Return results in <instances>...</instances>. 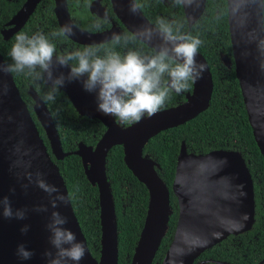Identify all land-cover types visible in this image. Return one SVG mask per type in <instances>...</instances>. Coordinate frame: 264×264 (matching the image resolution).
<instances>
[{
	"label": "water",
	"instance_id": "obj_1",
	"mask_svg": "<svg viewBox=\"0 0 264 264\" xmlns=\"http://www.w3.org/2000/svg\"><path fill=\"white\" fill-rule=\"evenodd\" d=\"M39 1L25 0L8 22L12 27L4 33L5 38L24 25ZM53 1L59 27L73 25L74 34L68 36L72 40L83 44L99 43L109 40L114 33V28L99 33L79 28L70 18L66 0ZM110 2L118 19L139 41L152 49L162 43L154 24L141 9L136 13L130 11L133 0ZM205 2L189 0L187 5L181 4L189 27L204 10ZM226 4L231 56L220 53V60L227 67L234 66L247 119L264 158V0H226ZM149 27L153 28L150 40L142 31ZM196 59L205 69L199 79L191 81V91L186 93L183 101L126 126L98 111L95 93L85 91L79 80H66L60 90L72 106L79 113L98 118L106 128L94 145L80 141L73 151L63 150L49 109L34 89L28 90L33 99V112L44 130L51 154L56 159L78 155L87 180L98 189V258L89 251L70 198L68 203L57 202L58 207L53 208L49 194L38 186L42 180L69 196L60 170L50 156L12 73L0 71V264H47L45 251L55 253L47 228L54 211L67 218L63 227L71 229L85 246L79 264H118L115 203L106 175V157L115 145L122 146L125 165L145 185L148 195L144 221L129 264H152L168 231L172 206L170 189L158 173L159 164L148 154H143V147L160 131L181 125L208 108L213 90L212 75L200 52ZM0 65H7L1 53ZM69 70L54 69V74L63 72L67 75ZM171 191L176 198L178 216L172 239L159 264H193L204 250L230 234L251 229L253 225V179L238 150L220 148L206 153H189L182 141ZM4 198L10 202L11 218L2 214ZM18 210L23 211V219L16 218ZM25 226L28 230L22 232ZM21 244L33 253L30 259L24 260L18 255L17 248Z\"/></svg>",
	"mask_w": 264,
	"mask_h": 264
},
{
	"label": "trees",
	"instance_id": "obj_2",
	"mask_svg": "<svg viewBox=\"0 0 264 264\" xmlns=\"http://www.w3.org/2000/svg\"><path fill=\"white\" fill-rule=\"evenodd\" d=\"M40 4L43 5L41 9L43 17L55 23L53 0H43ZM178 20L182 25L180 32L186 30L184 17L179 15ZM2 22L3 18L0 15V24ZM186 33H191L202 41L198 52L205 57L208 63L213 80V90L206 110L181 125L160 131L143 147V154H148L159 163L158 173L170 189L169 200L173 208L169 216L168 231L161 240L152 264L161 262L172 239L177 221L178 209L176 198L171 191V184L174 177L176 154L182 141L188 151L194 153H206L220 148L241 152L254 185L255 216L252 228L247 232L252 234L257 230L264 235V158L257 147L247 119L234 66L232 64L227 67L220 60V53L231 56L226 0H206L205 14ZM126 35L131 38L129 45L133 49L153 51L129 31ZM13 42L14 38L6 41L0 34V53L7 65L12 62L9 51ZM12 75L21 97L28 106L32 102L27 94L29 85L41 99L48 91V87L33 82L31 77L14 73ZM191 88L192 82H189L188 92ZM184 99L185 97L182 96L177 100L169 99L165 107L176 105ZM45 104L52 115L64 151L75 150L80 141L87 145H94L102 135L103 124L99 121L93 123L80 121L63 91H59L55 102ZM30 112L51 158L57 164L65 181L74 213L86 238L89 251L98 258L100 249L98 189L87 180L78 155L69 154L63 159H56L51 154L44 130L34 112L32 110ZM106 175L111 183L115 203L118 264H129L146 213L147 189L125 165L121 145H115L109 150L106 157ZM126 188L131 189L127 199H125L124 192ZM207 252L208 249L199 257L205 256Z\"/></svg>",
	"mask_w": 264,
	"mask_h": 264
},
{
	"label": "clouds",
	"instance_id": "obj_3",
	"mask_svg": "<svg viewBox=\"0 0 264 264\" xmlns=\"http://www.w3.org/2000/svg\"><path fill=\"white\" fill-rule=\"evenodd\" d=\"M176 5L189 3V0H173ZM130 11H140V5L133 3ZM108 17L105 14L104 20ZM175 22L158 17L154 30L162 43L154 47L151 53L142 54L139 50L128 47L131 38L127 35L113 33L108 41L92 44L82 49L65 50L58 53L53 39L64 38L74 34L73 25L65 24L51 32L50 35L37 31L31 35L18 32L14 36L9 56L11 63L0 65V71L24 74L33 82L48 87L43 101L55 102L61 87L67 81L79 80L85 91L95 93L97 109L104 115L112 116L121 125L139 122L161 111L169 100L171 93L180 94L189 88V82L202 76L205 69L197 63V53L202 41L191 33H182ZM101 23L96 24L99 29ZM147 39H151L153 28L142 30ZM123 51H118L117 48ZM69 68L67 75L54 69ZM51 197L53 208L58 203H68L69 196L60 193L55 186L44 181L38 184ZM3 216L11 218L13 212L7 198L3 200ZM46 210V209H44ZM16 218L23 219V211L15 213ZM67 218L54 211L47 225L51 235L49 242L55 253L46 250L47 264H79L85 254V246L77 240L71 229L63 227ZM27 226L21 229L26 232ZM18 255L30 259L32 252L18 245Z\"/></svg>",
	"mask_w": 264,
	"mask_h": 264
},
{
	"label": "flooded vegetation",
	"instance_id": "obj_4",
	"mask_svg": "<svg viewBox=\"0 0 264 264\" xmlns=\"http://www.w3.org/2000/svg\"><path fill=\"white\" fill-rule=\"evenodd\" d=\"M42 1L43 0H40L37 3L34 11L29 15L24 25L19 30L12 33L11 35H7V38H5L4 33H6L12 27V25L8 24V22L13 17V15H15L16 12L20 9V7L25 2V0H0V15L3 18V22L0 24L1 37L7 41L14 38L15 34L21 31L26 32L29 35L37 31H42L45 34L50 35L52 31L56 30L57 27H59L56 17H55V23L54 21H49L43 17V13L41 11L43 5L40 4ZM135 1L137 4L140 5V9L142 13L145 15V17L154 25L158 17H162L167 20L174 21L175 22L173 24L174 31L177 28L181 30L182 25L180 24L178 18L179 15H182L184 17V21L187 26V29L182 31V33L188 32L191 26L195 24L199 19H201L203 14H205V7H204L202 13L189 27L182 5L174 4L173 0H135ZM66 2H67L70 18L73 21V23L77 25L79 28L86 30L90 33H99L114 28L115 29L114 33L126 35L128 30L124 27V25L121 23V21L114 13L110 0H66ZM53 6H54V1H53ZM205 6H206V2H205ZM180 12H182V14H180ZM105 14H107L108 17L107 21L104 20ZM98 22L101 23V27L99 29L96 28V24ZM52 42L55 43L58 53H63L65 50L72 51L74 49H82L83 47L88 45L102 43L99 42L92 44H83L72 40L68 36L64 38H55L53 39ZM130 46L131 45H128V47ZM117 50L123 51L122 48H117ZM139 51L142 54L152 52L146 49H140ZM19 75L24 76V74L23 75L19 74ZM29 88L33 89V87L29 85V87L27 88V94ZM187 92L188 90L182 91L180 94H176L175 92H173L171 93L169 99L177 100L179 99L180 96L184 98ZM31 100H32L31 105L28 106L27 104L29 111L31 110L33 111L32 109L33 99L31 98ZM75 111L80 121H86L90 123H93L95 121L101 122L98 118L89 117L85 113H79L76 109ZM105 129L106 128L104 126V131ZM186 150L187 152H189L187 147ZM178 152L176 154V158ZM130 191H131L130 188H126L124 190L125 199L128 198ZM223 240L208 248V252L205 256L203 255L202 257H199L200 254L202 253L201 252L199 256L195 258L193 264H221L222 262L226 264H264V235L259 231L256 230L255 233L252 234L247 231L245 233L230 234L227 237H225Z\"/></svg>",
	"mask_w": 264,
	"mask_h": 264
}]
</instances>
